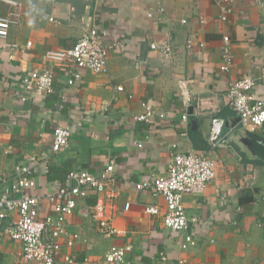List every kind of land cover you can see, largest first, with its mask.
<instances>
[{"label": "crops", "instance_id": "obj_1", "mask_svg": "<svg viewBox=\"0 0 264 264\" xmlns=\"http://www.w3.org/2000/svg\"><path fill=\"white\" fill-rule=\"evenodd\" d=\"M17 1L22 4L19 22L0 41V195L18 165L27 166L36 182L30 193L44 194L67 184V177L65 183L48 180L50 167L94 174L113 160L114 197L105 206L121 234L104 238L75 212L66 220L67 229L80 240L67 248L61 238L62 256L70 254L82 264L85 257L102 260L111 246H120L126 264H264V161L243 145L247 133L264 138V128L245 130L226 98L231 82L252 78L253 92L264 99V1H236L228 22L219 19L222 0H162L163 14L152 0ZM10 10L0 3V17ZM93 26L110 30L106 42L115 43L107 71H84L81 80L68 85V70L46 54L71 48ZM224 37L231 56L227 72L219 70ZM166 40L173 56L150 48ZM187 40H192L191 49ZM42 70L53 72L54 91L29 96L21 77ZM181 79L192 80L188 109L178 95ZM142 103L165 118L135 121ZM214 117L228 126L210 155L214 178L203 194L183 198L185 214L195 222L187 230L194 245L182 249L181 233L163 225L164 199L137 185L165 174L173 153L207 154ZM57 126L70 128L71 136L63 151L52 154ZM95 198L89 190L79 207L92 205ZM147 206H156L160 214H147ZM20 251L19 242L0 238V264H15Z\"/></svg>", "mask_w": 264, "mask_h": 264}, {"label": "built area", "instance_id": "obj_2", "mask_svg": "<svg viewBox=\"0 0 264 264\" xmlns=\"http://www.w3.org/2000/svg\"><path fill=\"white\" fill-rule=\"evenodd\" d=\"M158 3V12L164 13L162 0H152ZM219 19L228 22V16L233 5L239 0H222ZM1 4L11 8L5 17H0V41L6 40L11 26L18 24L21 17V2L17 0H0ZM152 15L149 14V18ZM185 23L184 20L181 21ZM111 36L108 29H99L96 26L86 29L76 43L67 49L52 50L46 54L48 61L59 68L67 69L68 85L81 80L82 72L91 71L103 74L107 71V60L110 50L115 43H107ZM225 47L222 52L221 72H227L231 67L230 49L228 38L224 37ZM203 47V44L199 45ZM150 48L165 56H173V48L168 40L161 44H151ZM186 48H192V40H187ZM20 82L25 92L32 97H44L54 91V74L51 70L35 71L21 77ZM178 95L188 109L193 100L192 80L181 79L178 82ZM255 82L252 78H242L229 84L226 98L229 107L237 114L242 127L248 132H257L264 128V99L257 98L253 92ZM122 91L121 87L117 88ZM25 99V98H24ZM143 112L135 121L151 123L155 118L164 119L163 113L142 103ZM182 120L187 122L188 116L182 115ZM210 129L207 142V154L188 152L173 153L168 161L165 174L155 176L151 183H140L138 190L150 189L153 196H160L165 202V213L162 216L165 228L181 233L184 237L182 249L193 246L192 236L187 234L189 224L195 219L187 218L183 206L185 195H201L207 184L215 176V161L210 155L221 144L225 121L214 117L210 119ZM71 130L68 127L57 126L52 132V154L63 151L69 142ZM42 156H46L44 152ZM35 160L34 157L29 158ZM114 162L99 170L89 173L86 170H72L67 175V184L59 187L54 192L44 194H31L36 188V182L31 177L27 166L14 168L15 178L0 195V238L21 244V251L16 257L15 264H75L70 254L61 255L59 240L65 238V246L73 248L80 240L76 233L67 229V219L75 212L81 219L96 225L100 235L104 238L118 236L121 233L113 226L107 217L105 200L114 197L111 186L114 183L112 176ZM89 190L93 191L96 198L92 205L79 207V201L88 196ZM130 204L124 205L127 211ZM46 208L51 212L46 213ZM145 212L150 215H159L156 206L145 207ZM161 261H167V256L161 255ZM82 264H126V250L120 246H111L104 254L102 260H91L85 257ZM180 264L182 262H179Z\"/></svg>", "mask_w": 264, "mask_h": 264}, {"label": "water", "instance_id": "obj_3", "mask_svg": "<svg viewBox=\"0 0 264 264\" xmlns=\"http://www.w3.org/2000/svg\"><path fill=\"white\" fill-rule=\"evenodd\" d=\"M260 1L263 2L264 0ZM227 126L228 124L225 123L223 132L227 130ZM243 145L249 152L264 161V138L253 133H247L243 140Z\"/></svg>", "mask_w": 264, "mask_h": 264}, {"label": "trees", "instance_id": "obj_4", "mask_svg": "<svg viewBox=\"0 0 264 264\" xmlns=\"http://www.w3.org/2000/svg\"><path fill=\"white\" fill-rule=\"evenodd\" d=\"M47 173V179L48 180H58L61 183H65L66 181V177L69 174V171H67L66 169L60 168H54V167H50L48 169ZM65 186V184H62L61 187Z\"/></svg>", "mask_w": 264, "mask_h": 264}]
</instances>
